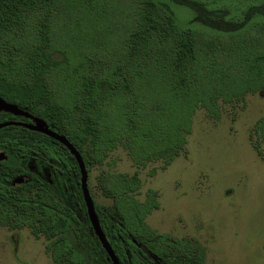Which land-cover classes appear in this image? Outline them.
I'll list each match as a JSON object with an SVG mask.
<instances>
[{"label":"trees","instance_id":"1","mask_svg":"<svg viewBox=\"0 0 264 264\" xmlns=\"http://www.w3.org/2000/svg\"><path fill=\"white\" fill-rule=\"evenodd\" d=\"M88 1L0 0V96L64 134L88 172L111 150H126L137 170L100 174L113 204L94 202L121 264H205L199 243L169 242L146 225L144 215L158 202L152 189L143 203L134 197L138 169L159 160L165 168L184 151L197 107L218 117L220 102L264 91V15L216 30L183 20L169 0H128L118 6L119 37L98 39L93 32L106 0H96L92 18ZM74 8L87 14L86 44L61 25ZM128 12L132 20L123 18ZM9 119L0 112V123ZM251 133L261 152L264 119ZM0 149L8 154L0 161V223L27 225L49 239L52 264H111L92 231L68 149L16 125L0 128ZM22 154L49 166L51 181L25 171L15 161ZM20 173L30 179L12 185Z\"/></svg>","mask_w":264,"mask_h":264},{"label":"rangeland","instance_id":"2","mask_svg":"<svg viewBox=\"0 0 264 264\" xmlns=\"http://www.w3.org/2000/svg\"><path fill=\"white\" fill-rule=\"evenodd\" d=\"M126 1L106 0L104 7L99 5L102 18L96 22L94 37H119L118 9H122L118 6ZM95 2L88 1L90 18L95 16ZM169 2L183 20L216 30H235L253 16L264 15V0ZM123 18L133 19L129 12ZM87 21V14L74 8L61 25L86 44L81 39L88 37L83 29ZM259 119H264L262 90L247 92L237 101L220 102L218 117L197 107L184 151L165 168L159 160L138 169L140 185L134 197L143 203L152 189L158 202L144 215L146 225L169 242L199 243L205 264H264V142L258 152L251 133ZM136 168L123 147L111 150L103 164L88 172L95 204H113L99 185L100 174L131 175ZM49 241L43 235L34 236L27 225L0 223V264H52Z\"/></svg>","mask_w":264,"mask_h":264},{"label":"water","instance_id":"3","mask_svg":"<svg viewBox=\"0 0 264 264\" xmlns=\"http://www.w3.org/2000/svg\"><path fill=\"white\" fill-rule=\"evenodd\" d=\"M0 111L11 113L15 116H22L24 118L29 119L31 122H17V121H6L0 123V128L8 125H20L29 130H33L39 133H42L55 141L62 144L65 148L68 149L70 154L74 157L79 173H80V188L82 192V197L86 207V213L92 227V231L99 240L101 246L105 250L107 254L108 260L111 264H121L118 257L116 256L113 248L111 247L107 236L103 232L99 219L97 216V212L95 209V204L93 198L91 196L89 187H88V171L85 165V162L82 158L80 152L76 149V147L67 139L64 134H61L57 130L50 127L47 122L39 115L32 114L31 112L19 107L16 103L5 100L0 96ZM6 156L4 153L0 152V160L5 159ZM27 181L25 176H18L14 178L11 182L12 185L24 183Z\"/></svg>","mask_w":264,"mask_h":264},{"label":"flooded vegetation","instance_id":"4","mask_svg":"<svg viewBox=\"0 0 264 264\" xmlns=\"http://www.w3.org/2000/svg\"><path fill=\"white\" fill-rule=\"evenodd\" d=\"M0 112H4V111H0ZM8 113V112H7ZM11 115V119L7 120V121H17V122H31L29 119L24 118L22 116H15L11 113H9ZM16 126H20V125H16ZM0 152L4 153L6 158L0 161H5L8 159V154L3 150L0 149ZM15 161H17L21 167L25 170V171H29L32 174H35L37 176H41L44 180L46 181H51V171L49 166L44 165V164H40L37 165L36 161H35V156H33L32 158H27L26 154H22V156H19L15 158ZM18 176H27L26 173H20L19 175L15 176L14 178L18 177ZM12 178V180L14 179ZM27 180L30 179L28 176L26 177ZM1 180L4 183L2 176H1ZM12 180H10V183L12 182ZM155 264H164L162 262H160L159 260H157L156 258L153 259Z\"/></svg>","mask_w":264,"mask_h":264}]
</instances>
